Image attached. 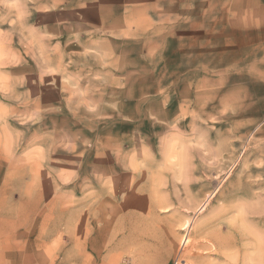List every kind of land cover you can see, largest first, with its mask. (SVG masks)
<instances>
[{
    "label": "rangeland",
    "instance_id": "1",
    "mask_svg": "<svg viewBox=\"0 0 264 264\" xmlns=\"http://www.w3.org/2000/svg\"><path fill=\"white\" fill-rule=\"evenodd\" d=\"M0 264H264V0H0Z\"/></svg>",
    "mask_w": 264,
    "mask_h": 264
},
{
    "label": "snow or ice",
    "instance_id": "2",
    "mask_svg": "<svg viewBox=\"0 0 264 264\" xmlns=\"http://www.w3.org/2000/svg\"><path fill=\"white\" fill-rule=\"evenodd\" d=\"M3 71L5 72H16L19 71L18 68H10L7 65L3 67ZM182 134L179 133L178 131H173L170 133V135L165 139L164 145H163V150L167 153H171L175 150L176 145L181 138ZM150 162V158H149ZM134 191V190H133Z\"/></svg>",
    "mask_w": 264,
    "mask_h": 264
}]
</instances>
